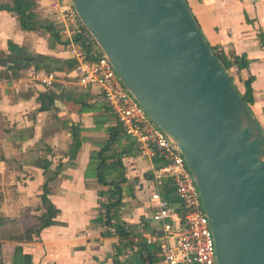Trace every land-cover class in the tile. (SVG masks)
Wrapping results in <instances>:
<instances>
[{"label":"crops","instance_id":"1","mask_svg":"<svg viewBox=\"0 0 264 264\" xmlns=\"http://www.w3.org/2000/svg\"><path fill=\"white\" fill-rule=\"evenodd\" d=\"M185 2L211 49L223 50L229 62L225 72L264 131V0ZM36 3L38 19L56 25L60 33L55 17L59 0ZM51 40L45 29L21 30L14 14L0 9V218L5 221L0 264H12L21 255H29L31 264H113L119 239L112 229L103 236L106 228L93 221L103 189L93 155L116 120L98 87L77 85L74 58L63 44L50 46ZM8 56L21 68L17 79L6 67L12 65L5 61ZM37 56L55 59L53 65L60 68L50 87L31 79L33 72H44L33 66ZM154 160L138 153L122 158L127 183L118 220L143 239L159 228L150 219L151 171L160 164ZM45 182L48 199L59 211L54 223L32 241H9L44 212L36 209ZM119 247V262L136 264L134 253ZM158 250L153 264H164Z\"/></svg>","mask_w":264,"mask_h":264},{"label":"water","instance_id":"2","mask_svg":"<svg viewBox=\"0 0 264 264\" xmlns=\"http://www.w3.org/2000/svg\"><path fill=\"white\" fill-rule=\"evenodd\" d=\"M200 194L216 264H264V131L185 0H69Z\"/></svg>","mask_w":264,"mask_h":264},{"label":"built area","instance_id":"3","mask_svg":"<svg viewBox=\"0 0 264 264\" xmlns=\"http://www.w3.org/2000/svg\"><path fill=\"white\" fill-rule=\"evenodd\" d=\"M55 15L64 47L75 60L77 85L98 87L116 124L136 142L138 155L160 161L151 171L153 191L149 197L150 219L160 231L147 236L146 243L162 249L164 264H216L209 221L183 157L125 89L106 57L93 52L94 41L69 0H59ZM213 52L223 55L222 49ZM31 79L50 87L56 81V74L35 71ZM166 182L172 187L177 205H170L163 196Z\"/></svg>","mask_w":264,"mask_h":264},{"label":"trees","instance_id":"4","mask_svg":"<svg viewBox=\"0 0 264 264\" xmlns=\"http://www.w3.org/2000/svg\"><path fill=\"white\" fill-rule=\"evenodd\" d=\"M9 1L11 4H1L0 9L13 13L21 30L37 31L45 29L52 38L50 46L55 43L64 45V42L61 40L59 29H57L56 25H53L52 23L44 24L38 19V15L35 12L37 6L36 0ZM93 46H96L94 42ZM215 56L222 68L226 70L229 66V62H227L223 56ZM12 57L13 56H8L5 60L6 63H12V65L9 64L6 65V67L13 74V79H17L18 71L21 68L19 67V63L13 60ZM55 61L56 60L53 58L37 56L33 66L36 70H43L45 73L60 71L59 67L53 65ZM235 61L238 66H241L239 58H235ZM6 63L4 62V65ZM135 153H137V145L134 139L125 135L119 124H115L108 129V139L102 145L101 150L93 155L97 159V183L103 188L98 192V196L101 198L99 214L93 221L95 224H99L106 228V231L102 233L103 236L111 235L112 233L110 230L112 229L114 231L113 233L119 239V244L115 247L116 253L114 255L115 258L113 264H121L118 257L122 254V249L119 246H122L124 249L128 248L134 253L131 259H133L136 264H153V261L155 260L153 253L159 251V247L153 244H147L146 240L143 239L140 234L133 233L134 227L126 225L118 220L119 210L123 204L124 191L127 183L124 175L125 172L122 158L131 156ZM154 162L158 163V160H154ZM47 185V182H45L42 186V193L40 195L41 206H38L36 209H43L44 212L41 216H36L34 218V224L26 228L22 236L9 237V241L18 242L22 238H24L26 242L32 241L33 237H38L43 229L54 223V219L59 211L48 199L49 190ZM163 196L170 205L177 203L169 182L164 184ZM4 223L5 221L0 218V228ZM134 248L136 251H133ZM131 259L129 261H131ZM126 262H128V260ZM12 264H31V257L29 255H21Z\"/></svg>","mask_w":264,"mask_h":264},{"label":"rangeland","instance_id":"5","mask_svg":"<svg viewBox=\"0 0 264 264\" xmlns=\"http://www.w3.org/2000/svg\"><path fill=\"white\" fill-rule=\"evenodd\" d=\"M93 49H94L93 52H95V54L100 53V51H99V49L97 48V46H95ZM12 58H13V60H17L15 57H12ZM10 73H11V71H10ZM11 75H13V74L11 73ZM159 231H160V229H159V228H156L154 233H158Z\"/></svg>","mask_w":264,"mask_h":264}]
</instances>
